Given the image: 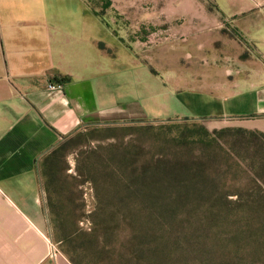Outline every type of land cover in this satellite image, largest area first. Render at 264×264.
I'll return each mask as SVG.
<instances>
[{
  "label": "rangeland",
  "instance_id": "374dc122",
  "mask_svg": "<svg viewBox=\"0 0 264 264\" xmlns=\"http://www.w3.org/2000/svg\"><path fill=\"white\" fill-rule=\"evenodd\" d=\"M87 1L125 39L156 49L148 83L166 85L170 101L157 121L82 129L42 159L53 252L72 264H264L259 157L234 133L215 134L243 121L203 117L211 87L192 46L200 37L209 48L204 29L188 17L144 26L142 0ZM173 1L152 0L157 14L187 16Z\"/></svg>",
  "mask_w": 264,
  "mask_h": 264
},
{
  "label": "crops",
  "instance_id": "0c3cea01",
  "mask_svg": "<svg viewBox=\"0 0 264 264\" xmlns=\"http://www.w3.org/2000/svg\"><path fill=\"white\" fill-rule=\"evenodd\" d=\"M173 4L187 16L157 14L152 0L134 13L144 26L188 17L204 29L209 48L200 37L192 46L211 87L204 119L264 134V0ZM150 48L87 0H0V264H72L53 252L40 163L82 129L157 121L170 94L148 83Z\"/></svg>",
  "mask_w": 264,
  "mask_h": 264
},
{
  "label": "trees",
  "instance_id": "16d2710c",
  "mask_svg": "<svg viewBox=\"0 0 264 264\" xmlns=\"http://www.w3.org/2000/svg\"><path fill=\"white\" fill-rule=\"evenodd\" d=\"M107 7H111V3L108 1L106 3ZM191 119H185L184 121H190ZM150 121H138V122H132L129 124H146ZM111 126V125H109ZM228 133H234V136H238V143L237 146L239 148H243L247 147V151H251V152H255V156L258 158L259 160L257 161V163L255 162L254 166H257L259 168V170L261 171L262 175L259 177V181L261 180L262 185L264 186V176H263V170H264V134L263 133H259V132H252V131H248L245 129H241V128H237L235 131H232L231 129L228 130H224L221 131L220 133H215L218 134L220 137L222 134H228ZM222 139V138H221ZM231 152L229 153V156L231 157V155L235 156L234 151L230 150ZM242 163V162H241ZM243 164V163H242ZM199 169V168H198ZM197 169V170H198ZM198 175H196L195 177H197Z\"/></svg>",
  "mask_w": 264,
  "mask_h": 264
},
{
  "label": "built area",
  "instance_id": "2783aa9c",
  "mask_svg": "<svg viewBox=\"0 0 264 264\" xmlns=\"http://www.w3.org/2000/svg\"><path fill=\"white\" fill-rule=\"evenodd\" d=\"M49 89L50 90H62L63 89V85H61V84H56V85H53V84H51V85H49Z\"/></svg>",
  "mask_w": 264,
  "mask_h": 264
}]
</instances>
